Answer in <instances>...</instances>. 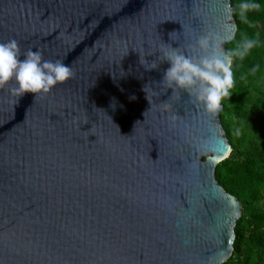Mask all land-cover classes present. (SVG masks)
<instances>
[{"label":"water","instance_id":"1","mask_svg":"<svg viewBox=\"0 0 264 264\" xmlns=\"http://www.w3.org/2000/svg\"><path fill=\"white\" fill-rule=\"evenodd\" d=\"M229 5L0 0V43L15 39L22 54L39 50L74 73L19 100L14 81L0 88V264L231 256L241 204L215 176L231 151L221 110L177 98L159 83L167 63L147 56L221 26L225 48L236 33ZM139 57L158 67L145 70Z\"/></svg>","mask_w":264,"mask_h":264},{"label":"clouds","instance_id":"2","mask_svg":"<svg viewBox=\"0 0 264 264\" xmlns=\"http://www.w3.org/2000/svg\"><path fill=\"white\" fill-rule=\"evenodd\" d=\"M260 8L258 0H238L235 12L242 23H249V13ZM228 11H232L230 5ZM222 32L221 26L220 31H209L194 38L190 37L183 47L163 42L154 53L147 55L155 54L160 62L167 63L159 82L165 89H171V93H176L177 98L181 92L186 93L207 114L218 113L221 110V101L232 94L235 86L234 61H244L261 42L258 33H241L239 39L229 38L234 41V46L225 49ZM139 63L143 67L148 65L144 67L145 70H155L158 67V64L149 63L145 58L139 57ZM258 67L253 66L249 74L254 75ZM73 75L70 66L62 60H44L39 50L28 49L22 54L15 39L0 43V88L9 81H14L15 87L10 88L9 92L17 100L26 93L33 96L47 94L55 85ZM168 107L165 104V108Z\"/></svg>","mask_w":264,"mask_h":264},{"label":"trees","instance_id":"3","mask_svg":"<svg viewBox=\"0 0 264 264\" xmlns=\"http://www.w3.org/2000/svg\"><path fill=\"white\" fill-rule=\"evenodd\" d=\"M230 2L235 39L241 33H258L261 42L244 61H234L235 86L221 101L220 121L231 151L216 165L215 176L241 204L233 251L223 264H264V0H258L259 10L249 13V23L236 15L238 0ZM233 46L231 40L225 49ZM256 65V73L249 74Z\"/></svg>","mask_w":264,"mask_h":264}]
</instances>
